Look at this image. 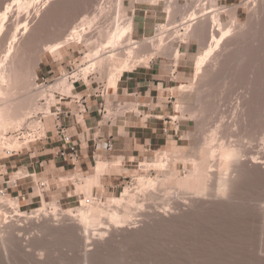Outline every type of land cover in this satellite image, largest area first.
<instances>
[{
  "label": "rangeland",
  "instance_id": "obj_1",
  "mask_svg": "<svg viewBox=\"0 0 264 264\" xmlns=\"http://www.w3.org/2000/svg\"><path fill=\"white\" fill-rule=\"evenodd\" d=\"M99 1L100 0H52L53 3L50 5L47 4V7L44 6L43 9L40 10L42 12L39 11L40 14L38 13V16L36 14V10L34 9L41 8L42 5L40 2L38 5L28 10V12L25 7L24 8L26 10L22 8L23 10L20 12L19 7L17 8L14 4L11 5V7L13 6V9H10L11 12H9L7 15H4L0 20V29L3 31L0 34V38L4 32L6 33L5 35H7V37L5 36L6 41L4 40L6 45H4L5 43L3 44L4 46L1 50L3 53H0V58H2L5 54V51L3 50L6 48L8 49L10 45L9 41L12 40V34L16 31L18 25L26 22L27 20V22L31 21L30 32L26 35H19V41L14 45L15 47L13 49L15 51L13 50L11 56V60L15 59L14 62L10 60V62L14 64H12L13 69L18 67L16 70H13V72H16L15 76L12 73V78L15 77L12 79V82L15 80L13 82V87H16L20 92L19 93L15 88L14 90L18 92V95L16 94V91H13V93L16 96L19 97L21 93H26L22 90L28 91L33 87L34 84L36 87L34 86V89L32 88L29 91L30 93L27 92V94H24L25 96L20 95V98H28L26 97L27 95H33L32 98H28L32 99V101L29 100L30 105L32 104V109L35 106L37 107V105L41 107V102L38 100H40L44 94H53L55 92L56 89L54 90L53 85H55L58 79H60L59 77L63 75L61 78V80H63V78L66 76L73 75L72 78H69L70 82L72 83L74 80H77L78 83L75 85L76 88L73 89L74 93L71 92V96L78 93H80L78 97L83 95H91L96 89H98L97 91H101L102 88H100V86L104 85L109 88L110 94L113 90H115L116 97L119 96L122 101L132 103L129 105L133 107L132 109L137 112V114L136 116L131 114L130 117H132L127 118L129 127L131 125H145L147 119H149V112L144 115L143 109L136 105L138 104L137 102H134V100L123 99L122 96H120L121 93H124L125 95L129 94L127 91L122 92L120 90L122 87V83H120V81L125 74L131 76L133 75L132 73L134 71L145 73L146 68L144 67H147L145 66L146 64L149 67H153L154 64L161 61V64L164 66H167L168 64L171 65V67L167 68L168 71L171 72L170 79H172L173 82H170V84L168 83V85H166L167 87H178L180 84H188L193 85L194 90H189L182 93L177 92V90L174 92L171 90L164 91L163 84H160L161 86L159 87V85H157V81H155L156 86H154L153 89L155 88L156 92L153 93L160 98V101L167 102L169 100L168 110H170V113H168V115L172 116L173 120L172 123L166 125V121L162 119L161 122L164 124L163 131L158 133L157 139L153 140V142L148 143L147 145H145V139L149 136L146 134L143 135L140 133L142 130L137 129L134 136L136 137L135 146L138 149L136 155L129 158L124 157L125 159L121 158L123 162L120 163L118 169L115 166L110 168L107 173L102 176L101 186L94 188L93 195L94 197L99 198L119 196L122 192L128 193L129 191L130 193H135L138 191L140 195L141 192H145L147 195L145 197L143 193L142 194L144 196L138 195L139 193L137 194L139 198L143 199V201L140 199L139 204H142L144 201L145 203H143L144 205L142 207L140 206L139 209L137 207L136 209L134 208V213L132 212V217L134 218H132L133 220L131 219L129 222L131 223L130 225L128 223V226L125 225L122 227H116L115 225L110 226V224H106L105 227H102V229H100V226H98V233L101 231L105 232L110 227L106 231L108 232L106 233V236L103 235L104 237H100V233L97 234L96 229H92L94 227L90 228L93 231L95 230L94 233H92L93 231L90 233V230L88 231L89 234L86 233V229L84 227V232L82 231L81 227H79V229H81V231H79L77 230L78 226L75 227L76 225H74L73 220H67L68 217L72 218L73 215H77V209L69 202L68 199L70 194L78 196L83 195L84 197L85 193L81 187V184L84 185V183L87 182L86 180L92 176L98 161L106 160L112 165L113 161L120 157H105L98 155L95 160L92 159V162L89 163L88 166L82 167V165H79L76 169H74L72 166L65 165L64 162H61L59 159H55V162L50 163L49 157H44V154L42 153H47L48 150H52L53 155L58 149V143L53 140L55 133L53 131L54 118L52 116H49L44 120L47 129L51 131L49 135L51 139L43 142L23 145L21 142H17L15 137H10L18 133L19 128L13 129L11 127L10 129L9 125H7L9 129H6L7 126H4L5 128L2 127L6 131H4V129L2 130L1 128L0 139L2 140L0 141L2 142L0 143H3V138L1 137L7 132L4 135V138L6 136L8 138L10 137L11 141L9 140V142H5L6 146L8 147V143L10 142H17V148H14L16 146L12 148H24V150L20 156L8 157L4 150L6 147L5 144H0V190L9 187L6 198L3 199L0 197V209L2 208L0 211V264H264V163H262L264 162V0H220L218 4L213 5V7H216L213 10L216 11H208L209 16L218 17L219 15L220 22L216 23V25H213L215 27H213V29L211 28L212 30L210 29V33H208L207 37L209 36L208 38H210V35L212 32H214V34L218 33V37L216 35V38L219 40L220 35L223 36V34L229 33L227 35H233L230 39V43H232V41L234 43L231 47H229L228 51L226 50V52L225 45L228 44H225L223 47L221 46L219 52L221 53L224 50V58L220 61H215L217 60L215 59L214 61L212 60L210 63H207V65L209 64L212 66L211 68L209 65H206V68L204 67V71H206V69H212L211 71L214 70V76L211 79L205 80L202 77L204 74H201V76L197 75V67L199 65H197L198 58L202 56V54L204 56L205 52L208 53L210 48H212L211 43H209V45L207 44L210 39H208V41H206L207 43H205L202 41L200 42L198 39L190 38L187 40V42L184 41L180 43L181 37L179 38L176 32L177 30L173 28L174 31L171 29V32L170 30L168 31L170 33L169 35L166 32L167 36H165L164 39V44L166 47H164L162 50H158V55L155 54L153 56L154 58L149 57V60H146L147 63H143L138 66H136V64L131 65L130 70H127L122 74L120 81L109 80L106 73L109 68H107L108 70L104 72L103 69H100L102 68L100 66H96L95 69L93 68L95 66L91 65L92 63L90 64V58L87 56V54L93 50V47L91 45L84 44V41L78 39L73 40L70 45L62 49L61 56H54L43 50L46 44L56 42L57 40L66 37L67 34L71 32L70 28L73 27L72 25L78 23L83 15H92L97 8V5L96 7L94 5L98 4ZM125 1L127 11L129 10L128 14L133 16V10H136V19H141L135 33L136 39L140 41H142L144 38L156 39L157 33L155 31V26L157 24L168 25V23L171 21L173 22L176 19L175 17L179 18L180 21L183 20V22L184 19L187 20V14H185L186 11H183L184 9L182 5L184 8H186L187 13L189 10H191L189 12L191 14L192 11L196 9H198V11L196 10L194 12L198 13L199 11H202V5L204 2V0H181L179 2V7L182 8V11L185 15L182 13L178 14V11L177 15L176 13L172 15V17L176 15L173 17L175 19L172 20V18H170V20L165 12L167 1H161L160 5L157 6L152 5L149 0L140 3H135L134 0ZM183 1L186 3L184 4ZM12 2L13 0H0V10ZM54 2L56 4H54ZM188 6H190V8H187ZM218 6L221 8H217ZM200 8L201 10H199ZM181 14L183 19L182 17H179ZM184 16H186V18H184ZM32 18L34 19L32 20ZM53 19L55 20L54 23ZM60 20L62 21V24ZM170 24L168 25L169 27L171 26ZM174 25L175 24L173 23V26ZM179 25H181V22L178 24V26ZM55 27L57 28L55 29ZM144 27H147V29L144 30ZM41 28L42 31H40ZM214 34L212 37L215 36ZM31 37L33 39H31ZM216 40L217 39H214V43L212 42L214 44L213 47L215 48H217L215 46L217 45L215 44L217 43ZM174 45H176L177 48ZM186 45L190 46L189 50L186 48ZM149 46L147 45L142 47V54L140 52V55L145 56L147 53L150 55L151 52L148 51L152 50V47ZM169 46L179 50V58L175 57L176 55L172 52V50L171 54L173 53V57L170 55L169 49L171 47ZM145 47L147 48L145 49ZM165 48L168 49L165 50ZM215 48H212L211 52L214 51ZM160 51L162 53H160ZM43 61L44 64H42ZM45 64L48 65L47 67L49 70H54V73L48 74L46 71L48 69H45L44 73H42L41 69L45 68ZM104 69H106V67H104ZM17 74H21L19 78H17ZM38 77H46L48 84L43 87L38 86L36 84V79ZM84 77L88 80H86ZM18 79L22 80L20 81ZM24 79L26 80L24 81ZM90 80L91 82H89ZM17 83L18 86H16ZM113 84H115V86ZM10 85H8V87L5 83L3 86V88L5 87L4 91L7 94L9 93L8 90H6L7 87L10 89L9 91L13 90L12 85L11 87ZM28 85L32 86L28 87ZM37 86L40 87V89ZM254 86L258 89H256ZM24 87H26V89ZM36 88H38V92L42 93L39 94L36 91ZM44 88L47 89L46 93L43 91L45 90ZM116 91H118V93ZM33 92H37L39 96L43 93L44 94L39 98L38 94H33ZM129 92H131V90ZM13 93L10 94L11 97H15V95L13 96ZM63 93L67 96H70V93ZM171 95L174 96L173 99L169 97ZM5 98L6 95L0 100L4 101L0 102V105L8 103L9 100ZM16 100L17 99H15L13 102ZM70 100L71 99L69 98L62 102L67 109L76 110L75 104L69 103ZM53 104L54 101L50 103V106ZM25 107L27 109L29 108L27 105ZM31 107L29 109H31ZM179 107L182 108L181 111L179 110ZM1 108L2 106H0V109ZM39 113H44V111L39 110L38 114ZM139 113H142L141 117H139ZM155 115L158 116L160 114ZM35 116L36 115L33 117ZM32 118H28L23 125L29 122V120ZM39 118L40 115L35 120H39ZM33 122L37 124L36 121ZM118 124H120V122ZM171 125L174 126L171 128ZM224 127H227V131ZM165 128L168 129V133L166 134L164 133ZM213 129H215L214 131L217 130V132H219V134L216 133V135L218 134L216 137L219 139L218 141L216 139V142L214 141L216 145L213 144V146L215 145L214 147H216L215 149L217 152H219V154L217 155L216 152L215 157H218L217 160L214 157V160L217 162L219 158H226L219 160V162L222 161V166L219 167L217 165V167H219L217 170L220 171L221 174H218L220 172H214L216 173L214 174L215 177L213 176L212 171L216 170L215 164H218L219 162H210V160H212L211 158L213 157L206 155V151H203L204 153L201 152V154L203 153L205 155L202 161L198 156L201 155L199 154V151L205 141L204 138L210 139L211 134H213L211 132ZM220 129H222L223 132ZM230 130L233 133L230 132ZM224 131L227 133H224ZM254 134H256V136ZM253 136L255 138H253ZM256 137H259L258 140H260L258 141ZM248 138H251V140ZM200 142L201 144H199ZM217 143L218 145L223 143L224 147L222 144L218 147ZM220 146L223 148V151ZM44 147L46 148L44 149ZM196 147H200L198 148V152ZM232 152H234V155H227V153ZM31 154H35L37 156L36 159L32 160L34 162V168H36L34 171V168H31L30 166L31 158L29 155ZM203 154L201 155L202 158ZM223 154L226 155L223 156ZM193 156H198L195 159L200 160L201 162H205V160L208 158V165L212 163L210 166H214L215 169L211 170L213 167L211 168L208 165L206 166V168L210 170V173L212 172V176L208 177L209 179L211 178L213 180L214 178H217L216 180L218 184H216V181L211 179V181L207 180V186L211 185L212 187H209L208 192L205 190L207 189V186L203 189V192L201 189V192L199 191L201 195L195 191L198 193L200 198L195 196L196 193L194 191L192 192L189 190H184L188 191L184 192L181 190V187H179L180 184L177 185L180 190L176 187V183L173 182L163 185L159 184L157 187L153 188L156 190L157 199H149L146 192L149 190V188L152 190V186L149 187V184L147 183L148 180L152 179L157 183L161 181V179L163 180L164 178H167L166 176H171V174L177 173V176H187L191 174L195 168V163L192 161L194 159ZM231 156H233L232 159H230ZM38 159L46 160L43 168L37 167L36 160ZM153 159H163L164 162L160 163L162 165L160 166L164 167V169L166 168L168 171L159 166L157 167L159 164L152 163L151 160ZM235 164H237V167ZM168 166L169 168H167ZM236 168L239 169L236 170ZM224 169L225 171L222 173ZM32 171L35 172V179H38L39 183L42 181H45L46 184L48 183V189L46 191L45 185H41L44 189L45 205L49 204V206H46V210L40 209L43 204L39 197V186L34 183L33 178H27L18 181L19 187L13 186L14 181L18 180L19 178L27 177L26 174ZM18 173H21L19 174L20 177H17ZM217 174L218 176H221L222 174L224 175L221 176L223 178L222 180L221 177H219L222 182L224 180L227 181H224L223 183L220 181L219 183ZM10 180L11 183L6 185L5 182ZM225 183H227V188H225L226 185L223 186ZM219 184H221L220 187H218ZM228 185H230V187ZM213 186L217 191L213 189ZM22 189L23 193L26 192L29 193V195L26 201H20L19 208L17 206L18 200H15L14 197L18 195V190L22 191ZM157 193L160 194L159 197ZM204 193H206V196ZM203 194L204 196H202ZM185 196L190 199L186 198ZM144 198H146L148 202ZM85 199L84 201H86ZM11 200L15 201V206H13L14 203L12 202V205H10ZM156 200H159L162 205ZM54 202L59 204L57 209L53 207ZM182 202H184V204H182ZM66 204L69 205L67 210H69L70 213L66 210ZM84 204H87V201ZM105 204L106 203H104V205ZM63 206L65 207V210L63 209ZM69 207L72 208L69 209ZM17 208L20 211H18ZM140 208L144 211L142 212ZM38 209L44 213H48L49 218H47L48 216H45L44 213H42L41 220L39 218L34 220V216H36V214L37 216L39 215V217H41V213L38 211ZM3 210H7L8 212H6L9 213V216L6 214V212H3ZM56 210H58V214L56 213ZM149 210L153 212L151 213ZM26 212L29 214V216H27L28 214ZM19 213L21 215V217L19 216L21 219L15 215ZM22 213L26 215V217L24 215V217H22ZM52 214H55L56 217ZM7 216V220L10 221L9 223L5 222V217ZM30 216L34 219L28 220L30 219ZM49 219L51 221L54 219L52 221L53 224ZM46 220H49L48 222L52 224V227H48L49 229L44 231L43 234V232L40 233V231H42L40 227L48 223ZM34 221L36 222L34 223ZM69 222H71L74 226L71 223L69 226ZM19 224L21 226H19ZM13 227L14 230H12ZM74 229L77 231V233ZM72 230L75 231L74 234H76L75 236L77 237L73 235ZM13 231L15 232L13 233ZM81 232L84 233V237H82ZM14 234H16V236H14ZM87 234L90 235V239L88 238ZM8 235L10 236V240ZM12 236H14V238ZM93 237H96L97 239L95 240ZM87 239L91 242L89 243L87 241V243ZM92 241H94V243ZM9 242H11V244ZM98 249L101 251V253ZM30 251L32 252L31 254Z\"/></svg>",
  "mask_w": 264,
  "mask_h": 264
},
{
  "label": "bare ground",
  "instance_id": "obj_2",
  "mask_svg": "<svg viewBox=\"0 0 264 264\" xmlns=\"http://www.w3.org/2000/svg\"><path fill=\"white\" fill-rule=\"evenodd\" d=\"M143 1H146V0H134V2L135 3H140V2H143ZM151 3H152V5H155V6H157V5H160V3H161V1H167V5L165 6V12H166V14H167V16H168V18L170 19V18H172V20L173 19H175L173 22L171 21L170 22V20H169V22L170 23H172V24H170V23H168V25L170 24L171 26L169 27L167 24H159V28H160V30H159V32L157 33V38L156 39H152V38H144L142 41H140V40H138V39H136V37H135V33H136V30H137V26H138V24H139V22L141 21V19H139V18H137L136 19V15L137 14H135L136 13V10L134 11L133 10V16H130L129 14H128V11H127V6H126V1L125 0H100L99 1V3L98 4H95L94 6L96 7V5H97V8H96V10H95V12H93V14L92 15H89V14H85V15H83L82 16V18L79 20V22L78 23H75L74 25H72L71 27L72 28H70L71 29V32L69 33V34H67V36L66 37H64V38H62V39H59V40H57L56 42H52V43H48V44H46L45 46H44V48H43V50L45 51V52H49L51 55H58V56H61V52H62V49L64 48V47H66V46H68V45H70V43L73 41V40H75V39H78V40H81V41H84L85 43L84 44H87V45H91L92 47H93V50H91L88 54H87V56H89L88 58H90V64L91 65H94L95 67H93L94 69L96 68V66L98 67V66H100V67H102V68H100L101 70L103 69V72L104 71H107L108 69L107 68H109V70L106 72L107 73V77L109 78V80L110 81H117V80H119L120 81V79H121V77H122V74L124 73V72H126L127 70H130V68H131V65H134V64H136V66H138V65H141V64H145V63H147L146 62V60L149 58V57H151V58H154L153 56L155 55V54H157V51L158 50H162V49H164V47H166V45L164 44V39H165V36H167V34H166V32L168 33V35L170 34L168 31L171 29L172 31H174V29H176L177 31V35L179 36V38H180V43L181 42H184V41H186L187 42V40L188 39H190V38H195V39H198L200 42L202 41V42H205V43H207L206 41H208V39H210L209 41H208V45H209V43H211L212 44V48H215V47H213V43H214V39H217L216 40V42L217 43H215V44H217V45H215L217 48H215L214 49V51H212L211 52V49L212 48H210V51L207 53V52H205V54H204V56H203V54H202V56H200L199 58H198V63H197V65H198V67H197V69H198V72H197V75L199 76H201V74H204V75H202V77L206 80V79H211L214 75H213V73H214V70L213 71H211L212 69H206V71H204L205 70V66L207 65V63H210L212 60L214 61L215 59H217V60H215V61H220V60H222L223 58H224V56H225V52H226V50L228 51V49H229V47H231L232 46V44H234L233 43V41H232V43H230V39H231V37L233 36V35H227V34H229V33H226V34H223V36L222 35H220L219 37V40H218V38H216V35H217V37H218V33H216V34H214V32H212V34L210 35V38H208L207 37V35H208V33H210V29L212 28L213 29V27H215V26H213L214 24L216 25V23H218V22H220L219 21V15H218V17L217 16H215V17H217V18H215V17H212V16H209V13H208V11H216V10H209V7L207 8V9H204V7L202 8L203 10L202 11H199L198 13L197 12H194V11H198V9H196V10H193L192 11V13L190 14L189 12L191 11V10H189L188 11V13H187V10H186V8H184V6L182 5V7H183V11L185 12V14H187V18H186V16H184V18H186L187 20H185L184 19V22H183V20L182 21H180L179 20V18H177V17H175L176 15H177V12L179 11V13L178 14H180V13H182L183 15H185L184 13H183V11H182V8H180L179 6V2L181 1V0H149ZM40 2V4L42 5L41 6V8H35L34 10H36V14H37V16H38V13L40 14V12H42V11H40L41 9H43V7L44 6H46L47 4H52L53 2H52V0H13V2L12 3H9V4H7V6L5 7L4 6V8L3 9H1L0 10V20H1V18L4 16V15H7L9 12H11L10 11V9L13 7H11V5H16V7L18 8L19 7V9H20V12H21V10H23L22 8H26L27 9V12H28V10H30L31 8H33V7H35L36 5H38V3ZM59 2V1H58ZM201 2V1H200ZM203 2V1H202ZM183 3L185 4L186 2H184L183 1ZM262 3V2H261ZM54 4H56L55 2H54ZM58 4V3H57ZM131 4V3H130ZM182 4V3H181ZM191 5V4H190ZM186 6H187V4H186ZM213 6V5H212ZM47 7V6H46ZM45 7V8H46ZM211 7V6H210ZM24 8V9H25ZM44 8V9H45ZM131 8V7H130ZM178 8V9H177ZM179 8H180V10L182 11H180L179 10ZM187 8H190V6H188ZM13 9V8H12ZM25 9V10H26ZM39 9V10H38ZM54 9V8H53ZM132 9V8H131ZM199 10H201V8L199 9ZM40 11V12H39ZM46 11V10H45ZM220 11V10H219ZM30 12V11H29ZM47 12V11H46ZM49 12H51V11H49ZM194 12V13H193ZM30 13H32V12H30ZM54 13V12H53ZM176 13V15L175 16H173V17H175V18H173L172 17V15H174ZM49 14V13H48ZM182 14H181V16L179 15V17H182ZM29 15V14H28ZM31 15V14H30ZM47 15V14H46ZM188 15H190V16H188ZM28 17H30V16H28ZM43 17V16H42ZM31 18V17H30ZM30 18H28V19H30ZM34 18H35V16H34ZM34 18H32V20L34 19ZM47 18V17H46ZM148 18V17H147ZM50 19H51V16H50ZM150 19V18H149ZM182 19H183V17H182ZM64 20V19H63ZM177 20H179L180 22H181V25H179L178 26V24H180V22L179 21H177ZM28 21V20H27ZM24 22V23H22V24H19L18 25V27H17V29H16V31L12 34L13 36H12V40H11V38H10V40L11 41H9V43H10V45H9V47H8V49L6 48H4L5 50H3V51H5V54L3 55V57L2 58H0V100L2 99V98H4L5 97V95H6V98L9 100L8 101V103L7 104H2V105H0V106H2V108L0 109V130H1V128L2 127H4V126H7V125H9V127H10V129H11V127L14 129V128H19V129H21L20 127H22V126H24L23 124L25 123V121L28 119V118H32L34 115H37L38 114V111L39 110H47V112H49V109H46V108H44V107H40V106H38L37 105V107L35 106L33 109H32V104L30 105V102H29V100L30 101H32V99H28V98H32V96L33 95H31V94H29V95H31V96H26V97H28V98H25V97H21L20 98V95H24V94H27V92L28 93H30L29 91L33 88L34 89V86L36 87V85H34L33 84V87L31 88V89H29L28 91H24V90H22L23 92H26V93H24V94H20L19 95V97L18 96H16L14 93H13V91L15 92L16 90H17V88L16 87H13V82L15 81H13L12 82V79H14V78H12V73L14 74V76H15V73L16 72H13V70L15 69H13V66H12V64L13 63H11L10 62V60H11V56H12V53H13V48L15 47L14 45H15V43L17 44V42L19 41V35H26V34H28L29 32H30V22ZM54 19H53V23H54ZM61 21V20H60ZM71 21V20H70ZM168 21V20H167ZM56 22H58V21H56ZM67 22V21H66ZM179 22V23H178ZM47 23V22H46ZM49 23H51V22H49ZM173 23L175 24L174 26H173ZM42 24V23H41ZM40 24V25H41ZM57 24V23H56ZM61 24H62V21H61ZM44 26V25H43ZM47 26H48V24H47ZM53 26V25H52ZM45 27H46V25H45ZM44 27V28H45ZM60 27V26H59ZM181 27V28H180ZM50 28V27H49ZM48 28V29H49ZM57 27H55V29H56ZM174 28V29H173ZM47 29V30H48ZM54 29V30H55ZM59 29V28H58ZM211 29V30H212ZM40 30V29H39ZM46 30V31H47ZM89 32H88V31ZM152 30V29H151ZM171 30H170V32H171ZM40 31H42V28H41V30ZM44 31V30H43ZM59 31V30H58ZM3 31L0 29V34L2 33ZM48 32V31H47ZM54 33V32H53ZM57 33V32H56ZM144 33V32H143ZM6 33L4 32V34H2V37L0 38V53H3L1 50H2V48H3V46L4 45H6V42H4V40L6 41V38H5V36L7 37V35H5ZM36 34V33H35ZM43 34V33H42ZM51 34V33H50ZM49 34V35H50ZM55 34V33H54ZM174 34V33H173ZM215 35V36H213L212 37V35ZM236 35V34H235ZM37 36V35H36ZM41 36V35H40ZM45 36V35H44ZM54 36V35H53ZM155 36V37H156ZM35 37V36H34ZM37 37H39V36H37ZM31 39H33L32 37H31ZM30 40V39H29ZM77 41V40H76ZM80 41V42H81ZM230 43H228V42ZM235 41H237V40H235ZM213 42V43H212ZM227 42V43H226ZM5 43V44H4ZM178 43V42H177ZM4 44V45H3ZM30 44H32V43H30ZM225 44H228V45H225ZM149 46V47H152V50H149L148 52H151V54L150 55H148V53L144 56V55H140V52H141V50H142V47H144V46ZM180 45V44H179ZM226 46L225 48V52H224V50H223V52H219V50H220V48H221V46L223 47V46ZM172 46V45H171ZM171 46H169V47H171ZM175 47H176V45H174ZM178 46V45H177ZM6 47V46H5ZM148 47V48H149ZM168 47V46H167ZM147 47H145V49H146ZM177 48V47H176ZM176 48H170L169 49V53H170V55L172 56L173 55V53L176 55L175 57H177V58H179V56H180V54H179V50H177ZM19 49V48H18ZM144 49V50H145ZM168 49V48H167ZM166 48H165V50H167ZM171 50H172V54H171ZM15 51V50H14ZM146 51V50H145ZM145 51H143V52H145ZM208 51V50H207ZM18 52H19V50H18ZM147 52V51H146ZM160 53H162L161 51H160ZM163 53H165V52H163ZM167 53H168V51H167ZM223 53V54H222ZM141 54H142V52H141ZM148 55V56H147ZM158 55V54H157ZM162 55V54H161ZM14 56H15V54H14ZM173 57V56H172ZM15 58V57H14ZM15 60V59H14ZM14 60H11V61H13L14 62ZM149 60V59H148ZM147 60V61H148ZM197 60V59H196ZM17 63V62H16ZM219 63V62H218ZM14 65V64H13ZM209 65V64H208ZM207 65V66H208ZM17 66V65H16ZM145 66H147L148 67V65L146 64ZM210 66V68L212 67L211 65H209ZM92 67V66H91ZM104 67H106V69H104ZM133 67H135V66H133ZM205 67V68H204ZM18 67H16V69H17ZM90 68V67H89ZM216 68V67H215ZM15 69V70H16ZM133 69H135V68H133ZM95 71H97V70H95ZM18 72H19V70H18ZM102 73V72H101ZM100 73V74H101ZM18 75V77L17 78H19L20 77V75L21 74H17ZM88 75V74H87ZM102 75V74H101ZM106 75V74H105ZM104 76V75H103ZM86 77V76H85ZM84 77V78H85ZM106 77V78H107ZM61 78L62 77H60V79H58V81L55 83V85H53L54 86V90L55 91H63V92H65V93H70V96H71V92H73L74 93V85H73V83H71L70 82V80H69V76H66L65 78H63V80H61ZM87 78V77H86ZM85 78V79H86ZM107 78V79H108ZM18 80H22V79H18ZM26 79H24V81H25ZM86 80H88V79H86ZM11 82H12V84H11ZM19 82V81H18ZM89 82H91V80L89 81ZM7 84V86L8 85H12V89L13 90H11V91H9L10 89L7 87L6 88V90H8V94L4 91L5 89V87L3 88V86H4V84ZM16 83V82H15ZM14 83V84H15ZM20 83V82H19ZM37 84V83H36ZM115 84H117V83H115ZM115 84H113L114 86H115ZM11 85H10V87H11ZM22 85V84H21ZM16 86H18V83H17V85ZM32 86V85H31ZM31 86H29L28 85V87H31ZM53 86H51V87H53ZM161 85H159V87H160ZM22 87H23V85H22ZM22 87H21V89H22ZM38 87V86H37ZM193 85H188V84H180L178 87H170L169 89L167 88V87H165L164 85H163V89L164 90H171V91H175V90H177V92H179V93H182V92H185V91H193L194 89H193ZM197 87V86H196ZM255 87V86H254ZM16 88V90H14ZM19 88H20V86H19ZM18 88V89H19ZM25 89H26V87H24ZM23 88V89H24ZM39 89H40V87H38ZM38 88H36V91H37V89ZM47 88V87H46ZM256 88V87H255ZM20 89V90H21ZM45 89V88H44ZM78 89V88H77ZM256 89H258V88H256ZM42 90V89H41ZM41 90H39V91H41ZM46 90L47 89H45V90H43V91H45V93H46ZM18 91V90H17ZM16 91V94L18 95V92ZM21 91V92H22ZM13 93V96L15 95V97H11V95L10 94H12ZM38 92V91H37ZM37 92H35V93H37ZM20 93V92H19ZM34 92H33V94H35ZM39 94L40 93H42V92H38ZM37 93V94H38ZM248 93V92H247ZM246 93V94H247ZM36 94V95H37ZM39 94H38V97L40 98V96L41 95H43V94H41L40 96H39ZM49 94V93H48ZM250 94V93H249ZM35 95V96H36ZM45 95V94H44ZM43 95V96H44ZM245 95V94H244ZM25 96V95H24ZM34 96V97H35ZM250 96V95H249ZM18 97V98H17ZM248 97V96H247ZM246 97V98H247ZM255 97V96H254ZM5 98V99H6ZM13 98H15V99H17L15 102H13L15 99H13ZM20 98V99H19ZM198 98H199V96H198ZM19 99V100H18ZM22 99H23V101H22ZM35 99V98H34ZM38 99V98H37ZM36 99V100H37ZM200 99V98H199ZM240 99V98H239ZM242 99V98H241ZM243 99H244V97H243ZM21 100V101H20ZM27 100V101H26ZM248 100V99H247ZM20 101V102H19ZM39 101V100H38ZM200 101V100H199ZM256 101V100H255ZM259 101V100H258ZM0 102H4V101H0ZM34 102V101H33ZM18 103V104H17ZM39 103V102H38ZM37 103V104H38ZM238 103H239V101H238ZM242 103V102H241ZM248 103H249V101H248ZM201 104H202V102H201ZM245 104V103H244ZM27 105V107H29V105H30V107H31V109H27L25 106ZM148 105V104H147ZM198 105V104H197ZM180 106V105H179ZM240 106V105H239ZM181 107H183V106H181ZM181 107H179V110L181 111ZM196 107H199V106H196ZM202 107H203V105H202ZM188 108V107H187ZM249 108V107H248ZM26 109V110H25ZM184 109V108H183ZM244 109H246V108H244ZM25 110V111H24ZM136 110V109H135ZM192 110V109H191ZM239 110H240V108H239ZM250 110V109H249ZM179 111V112H180ZM194 111V110H193ZM241 111H242V109H241ZM248 111V110H247ZM188 112V111H187ZM191 113H192V111H191ZM191 113H190V115H191ZM251 113V112H250ZM183 114V113H182ZM193 115V114H192ZM149 116V115H148ZM34 118V117H33ZM160 118V117H159ZM192 118V117H191ZM194 119V118H193ZM192 119V120H193ZM246 120V119H245ZM249 124V123H248ZM227 125V124H226ZM252 125V124H251ZM9 127L7 126L6 127V129L8 128L9 129ZM5 128V127H4ZM4 128H2V130L4 129ZM225 129L227 128V127H224ZM228 128H229V126H228ZM215 129H213V131H211L213 134H211V136H210V139L208 138H204V143H203V145L201 146V148L200 147H198V148H200V151H199V154H201V152H203V151H206V155H210L211 157H213V158H211L212 160H210V162L211 161H215L214 160V157L216 156V152H217V150L215 149L216 147H214L215 145H216V139H217V135L219 134V132H217V130L216 131H214ZM220 130H222V129H220ZM229 130V129H228ZM4 131H6L5 129H4ZM8 131V130H7ZM226 131H227V129H226ZM226 131H224V133L226 132ZM234 131V130H233ZM222 132H223V130H222ZM230 132H232L231 130H230ZM253 132V131H252ZM5 133V132H4ZM7 133V132H6ZM5 133V134H6ZM216 133H218L217 135H216ZM227 133V132H226ZM233 133V132H232ZM234 133H235V131H234ZM1 134H3V133H1ZM4 134V135H5ZM228 134H229V132H228ZM4 135L1 137V138H4ZM213 135V136H212ZM225 135V134H224ZM255 136H256V134H254ZM208 136V135H207ZM220 136V135H219ZM262 136V135H261ZM225 137V136H224ZM232 137V136H231ZM230 137V138H231ZM184 138V137H183ZM222 138V137H221ZM220 138V139H221ZM226 138V137H225ZM253 138H255L254 136H253ZM258 138L259 137H256V139L258 140ZM219 139V138H218ZM218 139H217V141H218ZM223 139V138H222ZM222 139H221V141H222ZM248 139H250L251 140V138H248ZM264 139V138H263ZM0 140H2V139H0ZM207 140V141H206ZM255 140V139H254ZM260 140V139H259ZM258 140V141H259ZM262 140V139H261ZM11 141V140H10ZM215 141V142H214ZM0 142H2V141H0ZM9 142V141H8ZM18 142V141H17ZM17 142H10V143H8V147H9V149L10 148H12V147H14V146H16V144H17ZM202 142V141H201ZM201 142L199 143V144H201ZM206 142V143H205ZM251 142V141H250ZM254 142H256V141H254ZM224 143V142H223ZM223 143H220L219 145H221L222 144V146L224 147V145H223ZM1 144V143H0ZM3 144H5V142H3L1 145H3ZM213 144H215L214 146H213ZM226 144V143H225ZM0 145V146H1ZM21 145V144H20ZM20 145H19V147H20ZM217 145H218V143H217ZM219 145H218V147H219ZM5 146H6V144H5ZM198 146V145H197ZM251 146V145H250ZM252 146H253V144H252ZM255 146V145H254ZM7 146H6V148H8ZM18 147V148H19ZM221 147V146H220ZM14 148H17V146L16 147H14ZM197 148V147H196ZM198 148H197V152H198ZM222 148V147H221ZM251 148V147H250ZM13 149V148H12ZM201 149H205V150H201ZM219 149V148H218ZM219 151V150H218ZM222 151H223V148H222ZM222 151H220V152H222ZM2 153V152H1ZM4 153V152H3ZM6 153V152H5ZM204 153V152H203ZM202 153V154H203ZM223 153V152H222ZM164 154V153H163ZM194 154V153H193ZM201 154V155H202ZM219 154V152H217V155ZM228 154H233L234 155V152H232V153H227V155ZM198 155V154H197ZM201 155H198L199 156V158L201 159V161H202V159H204V154H203V158L201 157ZM224 155H226V154H223V156ZM194 156H195V154H194ZM193 156V157H194ZM197 156V157H198ZM166 157V156H165ZM197 157H194V159L192 160L194 163H195V168H194V170L192 171V173L191 174H189V175H187V176H185V175H182V176H177L176 174H171V176H166L167 178H164L163 180L161 179V181H159V182H155L154 180H152V179H150V180H148V184H149V187H151L152 188V190L149 188V190L146 192L147 194H148V197H149V199H152V200H154L155 198L157 199V197H156V190L155 189H153L154 187H157V185H163V184H168L169 182H173V183H176V187L179 189V187H181L180 189L181 190H189V191H196V192H198L200 195H201V189H202V192H203V189L204 188H206V186L208 185V182H207V180H210L209 179V177L208 176H212V174H213V176H214V174H216L217 172H220V171H218L217 169L220 167V166H222L221 164H222V161H220L219 162V160H222V158L220 159H218V161L216 162L215 161V163H218V164H215L216 165V170L214 169V166H212L213 167V169H211V170H215V171H212L211 173H210V170H208V168H206V166L208 165V158H207V156H206V160H205V162L203 161V162H201L200 160H196L195 158H197ZM218 157V156H217ZM217 157H215V159L217 160ZM232 157L233 156H231V158L230 159H232ZM225 158V157H224ZM223 158V159H224ZM228 158H229V156H228ZM210 159V158H209ZM226 159V158H225ZM256 159V158H255ZM255 159H254V161H255ZM167 160V159H166ZM192 161H191V163H192ZM199 161H200V163H199ZM227 161V160H226ZM229 161V160H228ZM236 161H238V160H236ZM243 161V160H242ZM123 162V160L121 159V158H118L117 160H114L113 161V164L111 165L108 161H106V160H100V161H98L97 162V165L95 166V168H94V173L92 174V176L91 177H89V179H87L86 181V183H84V185H82L81 184V187H82V189H83V191H84V193H85V195H84V197H83V195L82 196H78V195H72V194H70V197H69V202L71 203V204H73L74 206H75V208L77 209V215L75 216V215H71L72 216V218H67L66 216V218H67V220H69V221H71V220H73L74 221V225H76L75 227H77L78 229L77 230H79V231H81V229H79V227H81L82 228V231L84 230L83 229V227L86 229V233H88V231L91 233V231H93L92 229H96V231H97V227L98 226H100V229H102V227H105V225L107 224H110V226L111 225H115L116 227L118 226V227H122V226H125V225H127L128 226V223L131 221V219L132 218H134V217H132L133 215H132V212L134 213V208L136 209V207L139 209V207L141 206H143L144 204L143 203H145V201L144 202H142V204H139V202H140V199L141 198H139L138 197V195H140V193L137 191V192H135V193H130V191L128 192V193H125V192H122L121 193V195H119V196H112V197H107V198H99V197H94V188L95 187H99V186H101V178H102V176L104 175V174H106L107 173V171L110 169V168H112L113 166H115L117 169H118V166L120 165V163H122ZM151 162L152 163H158L159 165H157V167L159 166V167H161L162 165L160 164V163H162V162H164L163 161V159H153V160H151ZM185 162V161H184ZM190 162V161H189ZM209 162V163H210ZM230 162H231V160H230ZM252 162H253V160H252ZM256 162V161H255ZM257 162H258V160H257ZM260 162H262V161H260ZM214 163V162H213ZM237 163V162H236ZM262 163H264V162H262ZM262 163H261V165H262ZM149 164H151V163H149ZM155 164V165H156ZM164 164V163H163ZM212 164V163H211ZM210 164V165H211ZM226 164V163H225ZM260 164V163H259ZM161 165V166H160ZM165 165H167V164H165ZM210 165H208V166H210ZM217 165L219 166V167H217ZM236 165V167H237V164H235ZM211 167V166H210ZM210 167H209V169H210ZM211 167V168H212ZM235 167V166H234ZM161 168H163L164 169V167H161ZM167 168H169V166L167 167ZM225 168V167H224ZM166 169V168H165ZM164 169V170H165ZM223 169V168H222ZM239 168H236V170H238ZM163 170V171H164ZM167 170V169H166ZM219 170H221V169H219ZM235 170V171H236ZM168 171V170H167ZM170 171V170H169ZM224 171H225V169L223 170V172L222 173H224ZM234 171V172H235ZM26 172V171H25ZM162 172V171H161ZM214 172H216V173H214ZM238 172V171H237ZM167 173H171V172H167ZM19 174H21V173H18V175H17V177L19 176ZM28 174V173H27ZM26 174V175H27ZM218 174H221V172L220 173H218ZM218 174H217V176H218ZM226 174V173H225ZM26 175H24V176H26ZM78 176V175H77ZM164 176V175H163ZM221 176H224L223 174L221 175ZM220 175L218 176V178L219 177H221ZM16 177V176H15ZM20 177V176H19ZM76 177V176H75ZM215 177V176H214ZM214 177H212V178H214ZM36 178V174L34 175V177H33V180H34V183H36V185H38V179H35ZM38 178V177H37ZM17 179V178H16ZM62 179H64V178H62ZM66 179V178H65ZM70 179V178H69ZM217 179V178H216ZM215 178H214V180L213 179H211V180H213V181H216V184H218L217 183V180H216ZM223 178L221 177V180H222ZM53 180V179H52ZM81 180V179H80ZM210 180V181H211ZM220 178H219V180H218V182L220 183ZM84 181V180H83ZM225 181V180H224ZM223 181V182H224ZM227 181V180H226ZM225 181V182H226ZM85 182V181H84ZM178 182V183H177ZM222 181H221V183H223ZM209 183H211V182H209ZM178 184H180L179 185V187L177 186ZM213 184V183H212ZM215 184V183H214ZM215 184V185H216ZM227 183H225L223 186H225ZM229 184V183H228ZM210 185V184H209ZM220 185L221 184H219V186L218 187H220ZM39 186V191H40V194H39V197H40V199H41V201H42V207H40V209L42 210H46V206H49V204L48 205H45V194H44V189H43V187L41 186V185H38ZM47 186H48V183H47ZM211 186V185H210ZM210 186H207V189H205V190H207V192L209 191V187ZM229 187H230V185H228ZM49 187H51V186H49ZM212 187V186H211ZM228 187V188H229ZM225 188H227V185H226V187ZM47 189H48V187H47ZM157 189V188H156ZM179 189V190H180ZM212 189V188H211ZM211 189H210V191H211ZM213 189L215 190V191H217L216 189H215V187L213 186ZM204 190V191H205ZM214 190H213V192H214ZM37 191V190H36ZM125 191V190H124ZM140 191H141V189H140ZM146 191V190H145ZM178 191V190H177ZM200 191V192H199ZM168 192V191H167ZM171 192V191H170ZM184 192H188V191H184ZM195 192V193H196ZM206 192V191H205ZM139 193V194H138ZM143 192H141V195L140 196H144L145 195V197L147 196L146 194H145V192L142 194ZM175 193V192H174ZM198 193H196V195L195 196H198L199 197V195H198ZM210 193V192H209ZM211 193H212V191H211ZM138 194V195H137ZM164 194V193H163ZM162 194V195H163ZM166 194V193H165ZM168 194V193H167ZM172 194H173V192H172ZM171 194V195H172ZM205 194V196H206V193H204ZM204 194L202 195V196H204ZM208 194V193H207ZM157 195H158V197H159V195L160 194H158L157 193ZM170 195V194H169ZM184 195V194H183ZM210 195V194H209ZM191 196V195H190ZM215 196V195H214ZM0 197L1 198H6V197H3L1 194H0ZM147 197V198H148ZM161 197V196H160ZM167 197H169V196H167ZM178 197V196H177ZM180 197V196H179ZM186 197V196H185ZM85 198H87V199H85L86 201H87V204H84L86 201H84V199ZM138 198H139V201H138ZM162 198V197H161ZM186 198H188V197H186ZM193 198H195V197H193ZM200 198V197H199ZM206 198V197H205ZM94 199V200H93ZM144 199H146V198H144ZM148 199V200H149ZM159 199V198H158ZM163 199V198H162ZM182 199H184V198H182ZM181 199V200H182ZM188 199H190V198H188ZM191 199H192V197H191ZM1 200V199H0ZM16 200V199H15ZM142 201H143V199H141ZM151 200V201H152ZM165 200V199H164ZM194 200V199H193ZM199 200V199H198ZM9 201V200H8ZM8 201H7V203H8ZM146 201H147V199H146ZM157 201V200H156ZM159 201V200H158ZM157 201V202H158ZM166 201H168V200H166ZM170 201V200H169ZM172 201V200H171ZM192 201V200H191ZM2 202V201H1ZM14 203V205L13 206H15V201H10V203ZM148 202V201H147ZM146 202V203H147ZM153 202V201H152ZM156 202V203H157ZM194 202V201H193ZM12 203L10 204V205H12ZM104 203H106L105 205H104ZM150 203V202H149ZM159 203H161L160 201H159ZM166 203V202H165ZM179 203V202H178ZM186 203H187V201H186ZM195 203V202H194ZM2 204V203H1ZM4 204H5V202H4ZM155 204V203H154ZM175 204V203H174ZM182 204H184V202H182ZM19 205H20V201L18 200V207H19ZM51 205V204H50ZM148 205V204H147ZM161 205H162V203H161ZM165 205V204H164ZM164 205H163V207H164ZM59 206V204H56V202H54V204H53V207H55L56 209H57V207ZM61 206V205H60ZM66 210L68 209V206L69 205H67L66 204ZM160 206V205H159ZM180 206V205H179ZM179 206H177V207H179ZM3 207H4V205H3ZM45 207V208H44ZM156 207V206H155ZM168 207V206H167ZM170 207V206H169ZM262 207V206H261ZM20 208V207H19ZM62 208V207H61ZM65 207L63 206V209H64ZM70 208H72V207H69V209ZM74 208V207H73ZM144 208H146V207H144ZM148 208H150V207H148ZM154 208V207H153ZM166 208V207H165ZM18 209V208H17ZM40 209H38V211H40V213H41V217H39V215L37 216V214H36V216H34L33 214V216L35 217V219L32 217L31 218V216H30V219H28V220H31V219H34V220H36V218L38 219H40L41 220V218H42V213H44V212H42ZM137 209V210H138ZM141 209V208H140ZM151 209V208H150ZM158 209H159V207H158ZM164 209V208H163ZM2 210V208L0 209V211ZM65 210V209H64ZM142 210V209H141ZM160 210V209H159ZM159 210H157V211H159ZM7 211V210H6ZM6 211H4L3 210V212H6ZM17 211V210H16ZM18 211H20L19 209H18ZM17 211V212H18ZM51 211V210H50ZM49 211V212H50ZM57 211L58 210H56V213H57ZM59 211H61V210H59ZM73 211V210H72ZM139 211V210H138ZM144 210H142V212H143ZM8 212V211H7ZM6 212V214L8 215L9 213H7ZM16 212V213H17ZM34 212V211H33ZM67 212H69L70 213V211L69 210H67ZM141 212V211H140ZM148 212V211H147ZM149 212H151L150 210H149ZM153 212V211H152ZM151 212V213H152ZM155 212H156V210H155ZM27 213V212H26ZM37 213H39V212H37ZM51 213V212H50ZM59 213V212H58ZM57 213V214H58ZM161 213V212H160ZM28 214V213H27ZM71 214H72V212H71ZM137 214V213H136ZM15 215H17L16 217H21V215H20V213L19 214H15ZM24 214L22 213V217H26V215H24ZM44 215L45 216H48L47 218H49V215H48V213H44ZM52 215H55V214H52ZM60 215V214H59ZM68 215V214H67ZM138 215V214H137ZM150 215V214H149ZM9 216V215H8ZM8 216L7 217H5L6 218V220H5V222H7V223H9L10 221H8L7 219H8ZM27 216H29V214L27 215ZM44 216V217H45ZM70 216V217H71ZM135 216V215H134ZM146 216V215H145ZM148 216V215H147ZM264 216V215H263ZM19 217V218H20ZM51 217V216H50ZM55 217H56V215H55ZM63 217V216H62ZM64 217V218H65ZM18 218V219H19ZM27 218H29V217H27ZM54 218V217H53ZM58 218V217H57ZM60 218H61V216H60ZM60 218H59V220H60ZM66 218H65V220H66ZM21 219V218H20ZM55 219V218H54ZM53 219V220H54ZM50 220V219H49ZM48 220V221H49ZM52 220V221H53ZM64 220V219H63ZM133 220V219H132ZM138 220V219H137ZM47 221V220H46ZM47 221V222H48ZM51 221V220H50ZM52 221H51V223H52ZM139 221V220H138ZM4 222V223H5ZM25 222V221H24ZM27 222V221H26ZM28 222H30V221H28ZM36 221H34V223H35ZM45 222V221H44ZM57 222V221H56ZM61 222V221H60ZM18 223V222H17ZM50 222H48V223H46V224H44V225H42L40 228H41V230L42 231H40V233L41 232H43V234H44V231H46V230H48L50 227H52L51 225L53 224H51ZM71 222H69V226L72 224H70ZM21 224V223H20ZM19 224V226H21ZM54 224H55V222H54ZM58 224V223H57ZM131 223H129V225H130ZM16 225H18V224H16ZM35 225V224H34ZM73 225V224H72ZM73 225V226H74ZM26 226V225H25ZM56 226V225H55ZM68 226V225H67ZM15 227V226H14ZM14 227H13V229L12 230H14ZM28 227V226H27ZM49 227V228H48ZM54 227V226H53ZM63 227V226H62ZM92 227H94V228H92ZM108 227V226H107ZM31 228V227H30ZM64 228V227H63ZM74 228V227H73ZM90 228H92V229H90ZM99 228V227H98ZM110 228V227H109ZM108 228V229H109ZM124 228V227H123ZM129 228V227H128ZM134 228V227H133ZM22 229H23V227H22ZM28 229H29V227H28ZM35 229V228H34ZM107 229V230H108ZM52 230V229H51ZM75 230V229H74ZM99 230V229H98ZM106 230V231H107ZM126 230H128V229H126ZM11 231V230H10ZM34 231V230H33ZM55 231V230H54ZM56 231H58V230H56ZM73 231V230H72ZM76 231V230H75ZM75 231H73V235L75 236L76 234H74V232ZM95 231V230H94ZM94 231L92 232V233H94ZM105 231V230H104ZM99 232L98 233V231L96 232L97 234H99L100 235V237H104L103 235H105L106 236V233H108V232ZM111 231V230H110ZM123 231L125 232V230L123 229ZM15 231H13V233H14ZM24 232V231H23ZM84 232V231H83ZM83 232H81L82 233V237H84V233ZM113 232V231H112ZM118 232V231H117ZM19 233V232H18ZM25 233V232H24ZM57 233V232H56ZM76 233H77V231H76ZM80 233V232H79ZM95 233V234H96ZM11 234H12V232H11ZM11 234H10V236H11ZM36 234H38V233H36ZM46 234V233H45ZM89 234V233H88ZM87 234V235H88ZM96 234V235H97ZM111 234V233H110ZM120 234V233H119ZM26 235V234H25ZM49 235H50V233H49ZM53 235V234H52ZM81 235V234H80ZM86 235V236H87ZM2 236V235H1ZM9 235H8V238L10 237ZM14 236H16V234H14ZM14 236H12L13 238H14ZM29 236H30V234H29ZM45 236V235H44ZM109 236V235H108ZM34 237V236H33ZM37 237V236H36ZM43 237V236H42ZM75 237H77V236H75ZM78 237H79V234H78ZM90 237V235H88V238ZM112 237V236H111ZM117 237V236H116ZM17 238V237H16ZM22 238H23V236H22ZM81 238V237H80ZM87 238V237H86ZM92 238V237H91ZM95 240L97 239L96 237H93ZM113 238V237H112ZM111 238V239H112ZM5 239V238H4ZM32 239V238H31ZM36 239V238H35ZM76 239V238H75ZM83 239V238H82ZM81 239V240H82ZM90 239V238H89ZM110 239V240H111ZM117 239V238H116ZM9 240H10V238H9ZM13 240V239H12ZM18 240V239H17ZM16 240V241H17ZM23 240V239H22ZM92 240V239H91ZM25 241V240H24ZM34 241V240H33ZM79 241V240H78ZM84 241V240H83ZM88 241V239L86 240V242ZM106 241V240H105ZM120 241V240H119ZM12 242V241H11ZM11 242H9L10 244H11ZM18 242V241H17ZM75 242H76V240H75ZM85 242V243H86ZM89 243L91 242V241H88ZM87 242V243H88ZM93 243H94V241H92ZM16 243V242H15ZM14 243V244H15ZM19 243V242H18ZM29 243V242H28ZM27 243V244H28ZM95 243H97V242H95ZM112 243H114V242H112ZM118 243V242H117ZM98 244V243H97ZM88 246V245H87ZM89 246H90V244H89ZM92 246V245H91ZM95 246V245H94ZM98 246V245H97ZM29 247V246H28ZM79 247V246H78ZM26 248V247H25ZM86 248V247H85ZM90 248V247H89ZM88 248V249H89ZM98 248V247H97ZM101 248V247H100ZM75 249V248H74ZM80 249H82V248H80ZM102 249V248H101ZM26 250V249H25ZM36 250V249H35ZM99 250V249H98ZM95 251V250H94ZM93 251V252H94ZM100 251V250H99ZM35 252V251H34ZM45 252V251H44ZM80 252V251H79ZM32 252L30 251V254H31ZM41 253V252H40ZM100 253H101V251H100ZM43 254V253H42ZM42 254H39V255H42ZM92 254V253H91ZM34 255V254H33ZM86 255H87V253H86ZM85 255V256H86ZM75 256V255H74ZM73 257V256H72ZM90 258V257H89ZM96 259V258H95ZM40 261V260H39ZM85 261V260H84ZM88 261V260H87ZM99 262V261H98ZM90 263V262H89Z\"/></svg>",
  "mask_w": 264,
  "mask_h": 264
},
{
  "label": "built area",
  "instance_id": "obj_3",
  "mask_svg": "<svg viewBox=\"0 0 264 264\" xmlns=\"http://www.w3.org/2000/svg\"><path fill=\"white\" fill-rule=\"evenodd\" d=\"M220 0H204L202 7L207 8L209 10L215 9L212 5L218 4ZM212 6V7H210ZM221 8V7H217ZM160 30L159 24L155 26V31L158 33ZM173 74V73H172ZM61 75L60 77H62ZM69 78H72L73 75H69ZM59 77V78H60ZM38 86H45L48 84V80L46 77L37 78L36 79ZM74 89L75 85L78 83L77 80L73 82ZM102 88L101 91L95 90V92L91 95H83L78 97L79 94H73V96H67L63 93V91H55L53 94L44 95L39 101L41 102L42 107L49 109L47 113L44 110V113L37 114L34 118L30 119L21 129H18V133L10 136L15 137L16 140L23 145L43 142L46 140H50L49 136L51 131L47 129V126L44 122L45 118L52 116L54 122V137L58 143V149L53 154V158L59 159L63 161L65 164H69L74 169H76L80 165V160L83 155V148L90 144L92 146V159L95 160L98 155L101 153L111 154L114 152L116 147V141L113 135H109L105 137L102 133L104 127H117L119 122L126 120L131 114L136 116L137 112H135L128 102H124L119 98L111 99L113 96V91L110 94L109 88L106 86H100ZM70 100V104L77 105L78 109L72 111L71 109H67L62 101ZM98 100V110L97 114L99 116V120L95 127H87L84 132L81 134L77 129V125L85 122L86 116L91 112L92 107L90 106V100ZM54 101V104L50 106V103ZM135 104V103H134ZM140 107V104H136ZM40 115L39 120H35ZM142 116V113H139V117ZM170 123H172L173 118L169 117L167 119ZM33 121H36L35 124ZM26 129V130H25ZM24 130V131H23ZM164 133H168V129H164ZM10 137L7 136L3 138V142H8ZM5 152L8 157L20 156L23 152L24 148L21 149H9L5 147ZM31 158L30 166L34 168V162L32 160L36 159L37 156L35 154L29 155ZM46 160L38 159L36 160L37 167L43 168ZM36 168L33 169V171ZM29 172L27 177L19 178L18 180L13 182V186L19 187L18 181L33 178L35 172ZM10 181L5 182V184H10ZM38 185H45V191L47 190V184L45 181L38 182ZM9 187L3 188L0 190V194L3 197L7 196ZM29 193H23V190L18 193L14 198L19 201H26Z\"/></svg>",
  "mask_w": 264,
  "mask_h": 264
},
{
  "label": "crops",
  "instance_id": "obj_4",
  "mask_svg": "<svg viewBox=\"0 0 264 264\" xmlns=\"http://www.w3.org/2000/svg\"><path fill=\"white\" fill-rule=\"evenodd\" d=\"M143 29L146 30L147 27L146 28L144 27ZM186 48L189 50L190 46L188 45ZM42 64H44V61L42 62ZM47 66L48 65L45 64V68L41 69L42 73H44L45 69H48ZM167 67H171V65L168 64L167 66H164L161 64V61H159V63L154 64L153 67L152 66L144 67L146 68L145 73L134 71L132 73L133 75L131 76L126 74L123 76L122 80L120 81V83H122V87L120 88V90L122 92L127 91L129 94L125 95L124 93H121L120 96H122L123 99L134 100V102L140 103V107L143 109L144 115L147 112H149V119H147L145 125L142 124L141 126L131 125L128 127V123H127L128 119H126L124 121H121L117 127H104L102 130L103 135L105 137L109 135H113L116 141V147L113 153L111 154L101 153V156H105V157L119 156L120 158L123 159L135 156L136 152H138V149L135 146L136 137H134L137 129L142 130L140 131V133H142L143 135L146 134L147 136H149L148 138L145 139L146 141L145 145H147L148 143H151L153 142V140L157 139L158 133L163 131L164 124L161 122L162 119L166 121V125L170 123L167 120L169 117H172L168 115V113H170V110H168L169 100L167 102L160 101L159 100L160 98L153 93L156 92V89L155 88L153 89V87L156 86L155 81H157V85L163 84L165 87H167L166 85H168V83L170 84V82H173V80L170 79L171 72L168 71ZM46 71L48 74L54 73V70L48 69ZM167 88L169 89V87ZM130 90L131 92H129ZM118 91L116 92L118 93ZM169 97L173 99L174 96L171 95ZM110 98L120 99L119 96L118 97L115 96V90H113V96ZM98 102H99L98 100H93V99L90 100V106L92 107L91 112L86 116L85 122L77 125V129L80 134L84 132V130H86L87 127L96 126L97 121L99 120V116L97 114ZM75 109L76 110L78 109L77 105H75ZM155 114H160V115L157 116ZM173 126L174 125H171V128ZM45 148L46 147H44V149ZM92 151L93 149L90 144H88L83 148V155L80 160V165H82V167H86L89 165V163L92 162V156H91ZM52 152H53L52 150H48L47 153H42L44 154L43 155L44 157L45 156L49 157L50 163L56 161L55 158L54 159L52 158L53 156ZM65 165L70 166L69 164H65ZM18 192L20 191L18 190Z\"/></svg>",
  "mask_w": 264,
  "mask_h": 264
}]
</instances>
